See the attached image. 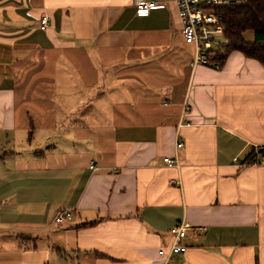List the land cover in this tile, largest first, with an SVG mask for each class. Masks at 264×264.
Returning a JSON list of instances; mask_svg holds the SVG:
<instances>
[{"label":"crops","instance_id":"obj_1","mask_svg":"<svg viewBox=\"0 0 264 264\" xmlns=\"http://www.w3.org/2000/svg\"><path fill=\"white\" fill-rule=\"evenodd\" d=\"M181 29L174 2L0 0V264H163L183 221L173 264H264V164L245 162L264 147V66L193 69ZM59 76L85 105L53 98ZM57 106L79 116L59 125ZM31 124L69 145L6 151Z\"/></svg>","mask_w":264,"mask_h":264},{"label":"built area","instance_id":"obj_2","mask_svg":"<svg viewBox=\"0 0 264 264\" xmlns=\"http://www.w3.org/2000/svg\"><path fill=\"white\" fill-rule=\"evenodd\" d=\"M136 9V15L148 16L153 8L166 6L174 2L178 8L179 16L182 21V39L186 46L193 50V56L190 64L193 69L198 66H206L215 70H220L223 66L219 63L211 62L205 55L211 48H222L228 45L229 40L225 37L224 27L222 26V16L217 14V7L241 4L244 0H133ZM48 16L44 14L41 18V24L44 28L48 25ZM187 105H185L186 107ZM183 147V143H177V149ZM165 163L169 167L180 168L178 158L166 157ZM264 159L258 157L256 164ZM94 168V165L92 166ZM72 219V213L68 210H60L56 217V223H62L65 220ZM190 225L182 222L171 230L173 237L172 244L168 249H160L163 264H173L175 256L187 251V246L183 243L187 230ZM203 229H200L202 231Z\"/></svg>","mask_w":264,"mask_h":264},{"label":"trees","instance_id":"obj_3","mask_svg":"<svg viewBox=\"0 0 264 264\" xmlns=\"http://www.w3.org/2000/svg\"><path fill=\"white\" fill-rule=\"evenodd\" d=\"M217 14L222 16V26L229 43L222 48H211L206 51L207 58L224 66L231 53L240 52L246 58L256 60L264 66V0H244L241 4L220 6L217 7ZM248 31L254 32L253 41L246 40L244 35ZM29 128L28 140L31 141L35 128L33 124ZM43 153L37 152L40 156ZM258 157L264 159V147L252 150L245 162L256 164ZM258 164L262 163L258 162ZM96 222L86 223L83 226H90ZM97 256L103 255L97 254Z\"/></svg>","mask_w":264,"mask_h":264},{"label":"rangeland","instance_id":"obj_4","mask_svg":"<svg viewBox=\"0 0 264 264\" xmlns=\"http://www.w3.org/2000/svg\"><path fill=\"white\" fill-rule=\"evenodd\" d=\"M254 32L249 31L247 33H245V38L248 40L251 35H253ZM48 72L50 73V71L48 70ZM61 77H65V76H59L58 78V86H59V91H56L57 89L55 88V96H53V98L56 100L57 96V102L61 101L62 98L64 97L63 95L59 94L62 92H65L66 96H69L71 98L70 100V105L67 106V108H72L77 106V104H82L85 105V103H83L82 99H77V95L74 94L73 92V87L69 85V83L62 79ZM61 83V85H60ZM104 87V86H103ZM120 91L118 93V98H123L126 95V86L125 84L121 85V87L119 88ZM124 89V90H122ZM53 92V91H52ZM109 91L106 92V90H101V96H103L104 94L108 93ZM59 94V95H58ZM109 101H111V97L110 96H103V99L99 100H93V107H94V113H97V117H99V119L101 121H104L106 119L107 116H103L102 114H106V104L109 106ZM99 105V108H97L96 106ZM72 110H76V109H72ZM99 111V112H98ZM57 115H53V120L55 119L56 122L60 125L61 122L65 119L67 122H69L71 120V118H73L74 116H79L78 112H73L72 114L68 112H66V116L64 115V110L62 109L61 106H57L56 109ZM83 112H85L83 110ZM84 119V118H83ZM87 120L89 121H93L94 119L92 118H87ZM49 121V120H46ZM28 136V131L26 132H22L21 134H19V136L17 137V142L15 144V146L12 148L5 146V150L9 151L11 150L12 152L22 156V157H31V155L33 153H35L37 150H41L43 152H46L48 150V146L50 145H45V142H47L48 140H54V141H59V149L60 146H63V144H68L69 141L68 139H65V137L63 136V133L60 131H51L50 134L49 133H44V132H37L35 136H33L31 138V140H33L32 142H29L28 139H26ZM53 142V141H52ZM51 142V143H52ZM54 144V143H53ZM69 145V144H68ZM58 148V147H57ZM41 151H37V152H41Z\"/></svg>","mask_w":264,"mask_h":264}]
</instances>
